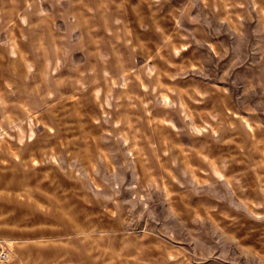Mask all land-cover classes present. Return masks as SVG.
<instances>
[{"label": "clouds", "instance_id": "obj_1", "mask_svg": "<svg viewBox=\"0 0 264 264\" xmlns=\"http://www.w3.org/2000/svg\"><path fill=\"white\" fill-rule=\"evenodd\" d=\"M0 264H264V0H0Z\"/></svg>", "mask_w": 264, "mask_h": 264}, {"label": "rangeland", "instance_id": "obj_2", "mask_svg": "<svg viewBox=\"0 0 264 264\" xmlns=\"http://www.w3.org/2000/svg\"><path fill=\"white\" fill-rule=\"evenodd\" d=\"M37 239H51V240H55V239H59V237L49 235L47 237H37Z\"/></svg>", "mask_w": 264, "mask_h": 264}]
</instances>
